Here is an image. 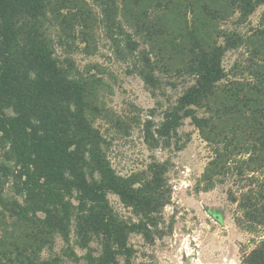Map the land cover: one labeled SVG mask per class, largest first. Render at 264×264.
Segmentation results:
<instances>
[{"label": "trees", "instance_id": "obj_1", "mask_svg": "<svg viewBox=\"0 0 264 264\" xmlns=\"http://www.w3.org/2000/svg\"><path fill=\"white\" fill-rule=\"evenodd\" d=\"M78 1L0 0V264H62V256L71 264H134L130 236L153 244L165 233L168 161L116 172L94 123L102 110L87 79L60 63L45 35L49 16L80 19ZM93 1L146 85L159 88L163 73L183 83L161 124L146 127L147 143L169 146L190 119L212 151L204 190L230 182L237 225L264 228V18L252 34L221 27L234 15L244 23L264 0ZM239 48L246 49L244 67L227 70L226 53ZM110 194L136 220L122 217ZM72 232L85 254L75 250ZM57 237L66 243L63 254L54 251ZM242 263L264 264V238Z\"/></svg>", "mask_w": 264, "mask_h": 264}, {"label": "rangeland", "instance_id": "obj_2", "mask_svg": "<svg viewBox=\"0 0 264 264\" xmlns=\"http://www.w3.org/2000/svg\"><path fill=\"white\" fill-rule=\"evenodd\" d=\"M78 2L82 9L78 12L83 13L80 19L49 16L45 35L60 63L87 79L92 101L102 110L94 123L106 138L105 148L113 168L125 176L147 168L154 160L169 163L167 177L172 193L160 225L165 233L157 236L153 244L147 243L140 234H132L130 243L137 250L134 264H243V254L264 238V228L251 232L237 225L236 204L228 200L230 182L204 190L201 177L212 151L197 127L185 119L169 146L152 148L145 138L146 127L156 129L161 124L165 112L184 90L183 83L163 73L159 88L146 85L126 52L117 48L118 41L109 35L102 22L101 8L93 0ZM234 16L221 23V27L252 34L264 18V4L242 24ZM114 35L116 39L120 37L117 32ZM119 40L123 47V38ZM245 50L239 48L226 53L223 64L227 70L236 64L244 67ZM5 192L9 196L16 194L11 181ZM109 199L122 217L136 220L131 208L117 195L110 194ZM75 239L72 232L75 250L85 254L86 250L75 245ZM92 246L95 252L100 251L97 242ZM65 247V241L57 237L54 251L63 254ZM49 254L45 250L43 257ZM62 257V264H71L66 256ZM121 262L124 263L123 259ZM79 264L86 262L81 260Z\"/></svg>", "mask_w": 264, "mask_h": 264}]
</instances>
